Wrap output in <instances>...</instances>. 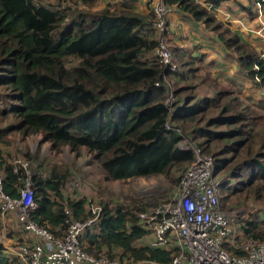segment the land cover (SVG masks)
Segmentation results:
<instances>
[{"label":"trees","instance_id":"1","mask_svg":"<svg viewBox=\"0 0 264 264\" xmlns=\"http://www.w3.org/2000/svg\"><path fill=\"white\" fill-rule=\"evenodd\" d=\"M53 1L45 4L35 0H0V99L7 101L5 114L18 119L17 129L24 135L40 134L54 147L85 148L95 156L105 181L157 174L172 176L177 170L181 175L173 180L179 182L194 158L193 152L179 148L180 136L166 124L180 130L196 125L207 110L190 106L191 96L187 93L194 86L185 83L192 82L196 75L189 64L185 62L180 65L181 70L171 71L159 62L155 54L158 34L151 27V13L141 14L129 6L105 7L89 14L72 8L73 16L67 19L70 8L64 2L92 6L93 0ZM166 3L194 21H202L218 36L226 53L237 60L240 71L264 90V57L259 51L194 0ZM69 59L75 61L73 66L66 65ZM170 92L176 99L183 96L182 100L175 99L171 108L165 104ZM232 92L229 88L220 89L216 100L219 102ZM230 106L228 103L224 107L228 110ZM233 108L227 116L222 113L208 119L201 132L210 142L219 138L227 143L223 150L210 154L214 157L215 173L221 178L220 191L227 185L219 174L222 170L238 178L243 167L253 169L250 180H238L226 197L249 195L255 188L253 183L264 173V156L253 149L258 141L250 138L252 132L255 139L259 138L257 125L244 124L250 112ZM216 125L232 129L218 133L208 130ZM205 152L210 153L208 148ZM228 153L232 158H220ZM246 153L249 158H244ZM0 171L3 191L17 197L24 170L15 172L12 165L1 160ZM66 176L55 170L50 171L48 179L38 171L32 176L36 207L30 218L56 235L65 230V210L76 219L88 217L83 199L63 196L61 188ZM221 196L219 192V201ZM138 211L141 208L137 204L132 208L103 205L97 230L88 229L84 234L85 249L96 256L127 261H169L173 249L135 245L147 235ZM241 229L247 237L264 239L254 222L246 221ZM0 264L23 263L8 258L0 244Z\"/></svg>","mask_w":264,"mask_h":264},{"label":"built area","instance_id":"2","mask_svg":"<svg viewBox=\"0 0 264 264\" xmlns=\"http://www.w3.org/2000/svg\"><path fill=\"white\" fill-rule=\"evenodd\" d=\"M194 1L212 13L218 10L217 0ZM263 1L255 2L258 19L255 31L264 40ZM148 4L152 14L151 27L158 34L157 59L164 68L177 71L178 64L166 38L171 7L166 0H150ZM173 98L170 92L165 99L169 108ZM166 128L173 129L181 138L178 127H170L167 123ZM192 152L194 158L173 195L141 218L151 247L171 249L165 246L175 244L169 261H127L89 253L83 245V237L90 225L98 221L100 207L93 210L92 218L84 220L74 218L69 210H65L66 227L60 235L39 226L30 218L36 204L33 182L26 173L17 197L3 191L0 176V214L13 213L23 230L34 237L16 245V256L23 264H264V241L245 236L236 226V215L221 209V178L215 173L214 157L204 154L200 147L193 148ZM19 168L24 170L25 166ZM13 170L17 172L14 166Z\"/></svg>","mask_w":264,"mask_h":264},{"label":"rangeland","instance_id":"3","mask_svg":"<svg viewBox=\"0 0 264 264\" xmlns=\"http://www.w3.org/2000/svg\"><path fill=\"white\" fill-rule=\"evenodd\" d=\"M35 1L45 4L54 3L53 0ZM103 3H105V0H93V5L89 6L82 3L74 4L67 1L64 2L63 5L65 4V7L69 6L70 9L67 11L69 12L67 13V19H70L73 16L71 14V10L74 11L73 9H80L81 12L89 14L93 11L105 8V6H102ZM112 7L113 5L110 6L111 9H113ZM172 54L178 64V70H181L180 65L186 62L189 66H197L199 68L198 73L200 74L201 72L202 76L209 77V74L205 70L207 67L205 63L202 64V62L191 61L189 57L177 59L173 50ZM74 64L75 61L72 59L66 62L68 67ZM200 77L201 76L198 78ZM231 85L232 84L227 83V86H229L228 88H233L231 89L233 91L231 95H227L224 99H220L219 102L216 100V94L218 90L225 89L224 87L220 89L214 88L209 96H206V94L197 96L194 90L187 93V95L191 96L189 97L190 106H194V108L198 107V109L207 108V110L204 114L200 115V122L198 124L191 125L190 127L189 125L184 126L186 127H183L184 129L180 127L181 139L178 146L181 149L192 151L193 148L200 146V149L204 148L205 151L206 148H208L210 152L208 154H213L218 152L220 148L222 149V147H225L224 144L227 145L225 140L215 138L210 142L207 140V136L201 135V132L204 130L208 119L218 117L222 113L224 116H227L232 112V109H234L233 107H235L238 111H242L245 114L250 112V114H248L249 118L244 124L251 122L250 124H254L253 126L257 125L256 130L260 132L259 138L255 139L254 132L251 133L250 138L252 141H258V143L253 144V149L256 152L258 151L260 156H264V97L258 98L248 93H242L238 86L234 87ZM262 91L264 94V90ZM181 97L183 96L178 97V99L182 100ZM175 99L176 98H173L172 104L174 101L178 100ZM228 103H231V106L226 110L224 106ZM6 104L7 101L0 99V161H5L7 164L14 166L17 170H19V167L25 166V173L29 175L30 180H32V176L35 175L36 171L45 179L50 178L51 170L64 173L67 176L61 188L63 196L70 200L83 199L85 202V212L88 214L87 218H92L94 216L93 210L95 209L96 211V207L102 209L103 205L112 208L125 205L132 208L133 205L137 204L141 208V212L138 211L140 221L142 215H147L156 205L170 198L179 184L178 181L173 180L181 175V172L177 170L173 171L172 176L157 174L146 177H132L125 180L105 181L103 179L104 174L92 153L86 151L83 147L78 150H72L68 145L54 147L50 141L44 140V137L40 134H22L16 126L18 119L12 114H5L4 110ZM175 123L177 122L175 121ZM177 125L179 124L177 123ZM210 129L218 133L229 131L232 127L216 125L208 127V130ZM205 151L204 154H206ZM243 156L244 158H249L247 153ZM220 158L230 159L232 158V154L228 153ZM252 171L253 169L251 167H243L242 170L237 173L239 175L238 178H233L228 174L226 169L222 170L219 174L223 176V180H226L227 185L220 191V195L222 196L219 204L221 203L220 206L224 212L236 215V226L239 230H242L241 228L245 226L246 221H251L256 223L258 229L264 234V173L260 174L262 178L258 177L259 180L253 183H256L254 185L255 188L252 189L253 191L249 195L241 194L226 197L231 188L233 189V187L237 185L238 180L242 179L247 183L250 180ZM183 173L184 171L182 174ZM0 176L3 177L2 171H0ZM133 200H137V202L133 203ZM89 212H91V215ZM142 221L143 220L140 221V224ZM97 223L98 221H95L90 225V232H95L97 230ZM9 237L11 238V235L7 233V230H3L1 227L0 244L3 250H5L4 246H8L6 245V238ZM22 240V238H19L15 241V243L17 242L16 244L14 243L15 245L11 244L8 246L7 252L12 249L9 253L4 252L8 258L21 261L16 256L15 247L19 242H22ZM260 240L264 241V239ZM149 242L150 238L145 235L142 239L137 240L135 245L150 246ZM174 246L175 244L171 243L165 247L173 249Z\"/></svg>","mask_w":264,"mask_h":264},{"label":"crops","instance_id":"4","mask_svg":"<svg viewBox=\"0 0 264 264\" xmlns=\"http://www.w3.org/2000/svg\"><path fill=\"white\" fill-rule=\"evenodd\" d=\"M149 1L105 0L102 6L113 5V9L129 6L138 13L150 14ZM255 2L256 0H220L217 4L218 10L213 14L217 20L226 24L243 41L254 47L264 57V40L255 31L258 28ZM166 38L177 59L189 57L191 61L206 64L205 70L209 77L202 76L201 72L199 74L197 66H188L193 74L198 76L193 77L192 82H187L185 85H193V90L197 96L204 94L209 96L214 88L227 87L228 89L227 83H229L232 84L231 86H238L242 93H248L258 98L264 97L262 89L252 84V81L240 71L237 60L226 53L218 36L206 28L202 21H194L190 15L171 7L168 15ZM199 76L201 77L198 78ZM231 89L233 88L231 87ZM1 227L11 235V238H6V245L8 246L14 244L19 238L28 239L25 241L34 239L29 232L21 228L13 213L0 214ZM23 240L22 242H25ZM8 246H4V252L8 251Z\"/></svg>","mask_w":264,"mask_h":264},{"label":"water","instance_id":"5","mask_svg":"<svg viewBox=\"0 0 264 264\" xmlns=\"http://www.w3.org/2000/svg\"><path fill=\"white\" fill-rule=\"evenodd\" d=\"M44 140H46V138H44Z\"/></svg>","mask_w":264,"mask_h":264}]
</instances>
